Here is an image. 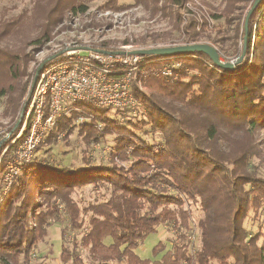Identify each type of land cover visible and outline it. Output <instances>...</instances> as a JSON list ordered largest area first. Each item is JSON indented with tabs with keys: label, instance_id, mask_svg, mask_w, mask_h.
I'll use <instances>...</instances> for the list:
<instances>
[{
	"label": "trees",
	"instance_id": "16d2710c",
	"mask_svg": "<svg viewBox=\"0 0 264 264\" xmlns=\"http://www.w3.org/2000/svg\"><path fill=\"white\" fill-rule=\"evenodd\" d=\"M133 1L132 5L142 4L153 15L160 13L169 19L172 30H181L187 45L198 42L201 32L196 28L201 26L203 30L207 25L205 20L198 21L181 12L189 0ZM40 2L50 6L48 19L53 22L59 21L63 12L85 10L79 0ZM253 2L224 0L223 10L217 16L224 17L229 24H237L235 39L241 35L242 40L238 58L244 45V21ZM132 5L108 0L103 7L118 10ZM56 11L59 14L51 18ZM257 17L255 31L261 36L257 34L258 38L251 45ZM247 26L242 61L231 71L218 67L200 52L145 56L146 63L136 72L133 81V87L140 82L149 89L148 94H138L134 88L141 100V108L136 110L138 114L114 110L115 115L111 117L108 114L111 109L96 110L94 105L95 108H85L79 102L61 115L42 145L53 144L58 137L70 134L75 128L74 120L83 117L86 120L80 124L78 133L86 143H99L105 136L115 137L111 165H92L87 160L83 167L72 170L35 157L6 193L0 190V261L16 263L20 255L27 256L35 243L46 235L50 220L59 216L53 199H61L65 204L72 229H83L80 210L69 195L92 185L106 186L111 191L110 197L89 208L92 215L79 241L73 242V249L62 245L63 264H149L135 251L148 235L155 234L158 227L165 224L176 229V240L172 249L153 264H211L213 261L264 264V230L251 236L244 228L250 213L256 217L264 209V178L245 170L249 158L258 156L254 136L264 131V0L250 15ZM240 27H243L242 34ZM171 32L151 33L144 39L166 40ZM50 37L46 30L35 44L40 39L49 41ZM251 48L255 51L248 63ZM199 58H206L208 66L198 61ZM31 61L26 55L0 50V102L4 115L10 116L12 121L7 133L18 117L27 78L32 75L28 72ZM165 61L180 63L167 77L159 74ZM219 61L225 63L220 56ZM177 104L205 119L208 139H214L218 130L228 132L231 140L232 135L243 139L230 144L229 155L219 154L210 142H202L196 124L186 118L175 120L165 110L173 111L171 105ZM138 133L161 137L157 142H149ZM225 139L228 143L231 141ZM7 144L8 139L2 148ZM189 203L196 205L204 215L197 222L200 245L192 253L187 233L191 212L184 209ZM80 247L87 250L90 262L85 263L79 256ZM162 250L163 245L158 243L153 253Z\"/></svg>",
	"mask_w": 264,
	"mask_h": 264
},
{
	"label": "rangeland",
	"instance_id": "374dc122",
	"mask_svg": "<svg viewBox=\"0 0 264 264\" xmlns=\"http://www.w3.org/2000/svg\"><path fill=\"white\" fill-rule=\"evenodd\" d=\"M39 1L0 0V50H7L17 56L26 55L28 58H32V61L28 64V72L32 73V75L27 78V89L21 100V108L14 126L26 109L28 94L32 87L36 69L44 60L61 51L82 50L85 48L96 49L98 51H116L123 46H127L130 48V51L134 52L138 50L187 45L184 42V35L181 30H172V22L169 19L162 17L160 13L153 15L152 11L149 8H145L142 4L138 6L132 5L134 3L133 0H117L119 5H132L118 10L103 7L108 0H79V3L83 4L85 10L75 13L63 12L60 20L57 22L48 19V9L50 6L41 2L39 3ZM223 7L224 0H189L186 7L181 9V12L186 17L193 16L198 21L205 20L207 24L203 30L200 29L201 26L196 28L197 31L201 32L200 38L198 42L189 45L199 43L209 44L217 49L222 62L235 63L238 58V48L242 44L241 35H238V40H236L235 31L237 24H229L227 20L225 21L224 17H217L222 12ZM54 14L59 13L57 11L52 13L50 15L51 18H56ZM212 14L216 18L212 17ZM257 19L258 17L255 19L252 28L251 45H253L255 38H258L256 37L257 34L261 36V33L255 31ZM46 30L51 34L50 40L40 39L39 43L35 44L36 40ZM241 30H243V27H240V33L242 34L243 31L241 32ZM168 31H172L169 39L157 40L156 42L144 39V37L151 33ZM103 47L107 50H102L101 48ZM254 51L255 49L253 50L251 48L248 63L251 62ZM56 59L61 60L62 58ZM205 59L199 58L197 60L208 66ZM163 63L166 64L169 62L165 61ZM134 88L138 94L149 93V89L145 88L140 82H136L135 86H132L133 93ZM133 95L137 99L138 106L135 109L127 110L128 115L138 114L139 112L136 110L137 108H141L140 98L136 96V93ZM81 104L85 108H95L90 102L85 101ZM171 108H173V111L165 110L172 118L179 121L186 118L191 123L196 124L198 126L197 135L202 142L204 144L210 142L212 149L221 155H229L231 152L230 144L232 142L234 144L238 140L243 139L241 137L236 139L232 135L231 140V135L223 130H218L219 134L214 139H208V131L205 127L206 123H204L205 119L200 118L199 115L194 114L190 110L182 108L178 104L171 105ZM95 109L100 110L101 108ZM115 112L111 109L108 114L113 117ZM118 119L122 121L120 116H118ZM10 120V116L4 115V106L0 102L1 140L10 137L11 134L18 131V128L17 130L14 129V131H12V128V133L11 131L7 133V129L12 124ZM85 120L83 117L74 120L72 125L75 128L70 134L64 133L65 136L58 137L55 143L42 145L36 153V159L45 160V162H49L57 167H66L72 170L83 167L87 160L92 165L110 166V154L116 145L115 137L105 136L99 143H86L78 133L80 124L85 122ZM138 134L149 142H157L161 137L159 135ZM225 138H229L231 141L228 143ZM254 141L257 145L258 156L249 158L245 164V170L249 173L256 172L257 176L264 178V131H258L254 136ZM2 145L0 146V180L4 170L1 166H4L13 157L9 149L10 144L8 143L3 148ZM5 149L6 151L3 152ZM115 162L125 164L116 160ZM2 189V182H0V190L2 191ZM110 193V189L106 186L98 188L87 185L73 191L69 195L80 210L79 220L83 222L81 228L87 227V222L92 215L89 208L107 200L110 197ZM52 201L58 206V218L50 220L51 224L47 227L46 235L35 243L27 256L20 255L16 263L10 262L9 264H63L60 257L62 245L72 250L73 242L75 240L79 241L85 229H72L65 204L61 199H53ZM185 208H188L191 212L190 229L187 233L189 246H191L190 252L192 253L200 245V230L197 227V222L204 215L194 204H186L184 206ZM244 228L251 236L264 230V209H261L256 217L250 213L248 219L244 222ZM176 236L177 231L170 224L161 225L155 234H150L144 239L135 253L140 259L148 260L149 264H153L160 260L167 251L172 249ZM105 242L108 244L110 240L107 239ZM158 243L163 245V250L158 254H154L153 249ZM78 254L83 258L85 263L91 261L85 248L80 247ZM0 264H3V262L0 261ZM120 264H124V262ZM211 264L217 263L213 261Z\"/></svg>",
	"mask_w": 264,
	"mask_h": 264
},
{
	"label": "built area",
	"instance_id": "2783aa9c",
	"mask_svg": "<svg viewBox=\"0 0 264 264\" xmlns=\"http://www.w3.org/2000/svg\"><path fill=\"white\" fill-rule=\"evenodd\" d=\"M61 52L56 57L61 60L55 58L42 68L28 94L18 131L6 138L13 157L1 166L3 193L35 159L37 148L52 132L58 118L75 103L86 101L112 110L138 106L132 86L136 72L146 63L145 56L130 53L133 51L127 46L116 51L85 48ZM179 66V62L166 63L159 74L170 76Z\"/></svg>",
	"mask_w": 264,
	"mask_h": 264
},
{
	"label": "water",
	"instance_id": "95a60500",
	"mask_svg": "<svg viewBox=\"0 0 264 264\" xmlns=\"http://www.w3.org/2000/svg\"><path fill=\"white\" fill-rule=\"evenodd\" d=\"M262 0H254L251 8L249 9V11L246 14V18L244 21V31H245V35H244V45H243V51L241 56L235 61V63H221L219 61V53L217 51L216 48H214L213 46L209 45V44H204V43H199V44H192V45H184V46H176V47H164V48H155V49H147V50H138V51H134L132 52L133 54H138L141 56H150V55H158V56H173V55H178V54H184V53H192V52H200V53H204L206 54L210 60L217 65L218 67L226 70V71H231L235 65L239 64L242 61L243 55H244V50H245V42H246V35H247V24H248V19L250 17V15L252 14V12L256 9V7L258 6V4L261 2ZM62 52L53 55L49 58H47L46 60H44L36 69L35 71V75L33 78V82H32V86L34 85V83L37 80V77L39 75V73L41 72L42 68L45 66L46 63L52 61L53 59H55L57 56H59ZM21 122V118L17 120L15 126L13 127V130L16 129L18 127V125ZM12 130V131H13ZM11 131V133H12ZM5 139L0 140V146L1 144L4 143Z\"/></svg>",
	"mask_w": 264,
	"mask_h": 264
}]
</instances>
